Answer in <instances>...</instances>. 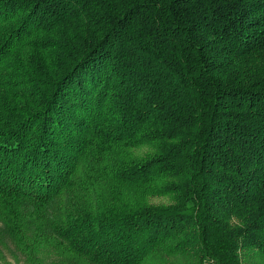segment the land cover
<instances>
[{"label":"trees","instance_id":"trees-1","mask_svg":"<svg viewBox=\"0 0 264 264\" xmlns=\"http://www.w3.org/2000/svg\"><path fill=\"white\" fill-rule=\"evenodd\" d=\"M3 220L31 264L262 262L264 0H0Z\"/></svg>","mask_w":264,"mask_h":264},{"label":"rangeland","instance_id":"rangeland-1","mask_svg":"<svg viewBox=\"0 0 264 264\" xmlns=\"http://www.w3.org/2000/svg\"><path fill=\"white\" fill-rule=\"evenodd\" d=\"M125 150H127V153L130 154L131 157L129 158L144 159L150 157L153 154L152 147L146 143L127 147ZM82 167H84V164ZM146 202L151 205L161 206L170 204L172 200L169 195H156L147 196ZM6 222V220H3V225L0 222V264H31L23 254L20 245L16 244L17 239L14 237V235L8 232L5 225ZM40 253L47 254L44 251L39 252V255ZM249 257L250 258L248 259H242V264H264V258L262 262L258 263V256L250 255Z\"/></svg>","mask_w":264,"mask_h":264},{"label":"built area","instance_id":"built-area-1","mask_svg":"<svg viewBox=\"0 0 264 264\" xmlns=\"http://www.w3.org/2000/svg\"><path fill=\"white\" fill-rule=\"evenodd\" d=\"M203 264H212L211 261H205Z\"/></svg>","mask_w":264,"mask_h":264}]
</instances>
